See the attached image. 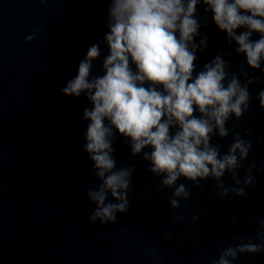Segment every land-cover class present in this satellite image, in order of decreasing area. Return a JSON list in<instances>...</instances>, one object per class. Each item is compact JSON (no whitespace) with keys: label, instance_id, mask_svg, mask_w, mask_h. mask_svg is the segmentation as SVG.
<instances>
[{"label":"water","instance_id":"95a60500","mask_svg":"<svg viewBox=\"0 0 264 264\" xmlns=\"http://www.w3.org/2000/svg\"><path fill=\"white\" fill-rule=\"evenodd\" d=\"M106 9V0H0V264H43L40 257L48 264H212L234 237L255 239L256 221L264 220V110L255 100L264 77L257 72L262 83L251 89L249 111L228 124L253 145L245 168L256 163V186L244 198L221 199L211 181L200 188L189 183L193 198L175 212L184 221L173 224L171 192L158 191L146 162L118 139L117 166L136 169L130 210L114 225L89 223L94 206L86 189L99 183L83 152L81 117L90 105L59 89L102 36ZM208 21L209 49L198 66L225 51L224 36ZM33 33L37 38L25 43ZM240 62L233 58L234 70ZM94 73L102 74L99 62ZM218 142L226 151L231 136ZM193 216H199L195 225ZM235 264H264V255Z\"/></svg>","mask_w":264,"mask_h":264},{"label":"clouds","instance_id":"9594fccd","mask_svg":"<svg viewBox=\"0 0 264 264\" xmlns=\"http://www.w3.org/2000/svg\"><path fill=\"white\" fill-rule=\"evenodd\" d=\"M106 2L102 36L87 47L77 74L59 89L64 97L83 95L90 105L81 117L87 122L83 152L99 183L86 189L94 206L89 223L114 225L130 210L136 169L117 166L118 139L132 158L146 162L147 171L159 180L158 191L171 192L173 224L184 221L175 212L193 198L189 183L200 188L211 181L221 199L244 198L256 186V163L245 168L253 145L228 124L249 111L251 89L262 83L255 73L264 77V0ZM208 17L224 36L225 51L198 66L209 49ZM36 38L33 33L25 43ZM233 58L241 61L235 70ZM97 62L102 74L94 73ZM255 100L264 110V88ZM230 136L231 143L222 151L218 141ZM226 176L230 184L224 182ZM198 220L193 216L191 223ZM229 223L236 225L234 219ZM256 224L255 239L234 237L212 264H235L243 256L264 255V220ZM170 235L165 233L164 238ZM150 252L158 258L154 249Z\"/></svg>","mask_w":264,"mask_h":264}]
</instances>
